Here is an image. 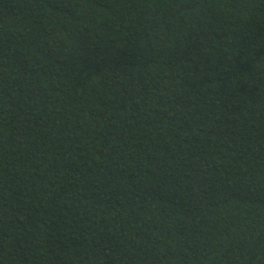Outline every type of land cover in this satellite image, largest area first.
Listing matches in <instances>:
<instances>
[{"label":"trees","instance_id":"1","mask_svg":"<svg viewBox=\"0 0 264 264\" xmlns=\"http://www.w3.org/2000/svg\"><path fill=\"white\" fill-rule=\"evenodd\" d=\"M0 264H264V0H0Z\"/></svg>","mask_w":264,"mask_h":264}]
</instances>
